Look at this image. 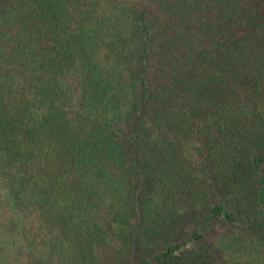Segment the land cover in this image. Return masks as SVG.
<instances>
[{
	"label": "trees",
	"instance_id": "16d2710c",
	"mask_svg": "<svg viewBox=\"0 0 264 264\" xmlns=\"http://www.w3.org/2000/svg\"><path fill=\"white\" fill-rule=\"evenodd\" d=\"M0 264H264V0H0Z\"/></svg>",
	"mask_w": 264,
	"mask_h": 264
},
{
	"label": "rangeland",
	"instance_id": "374dc122",
	"mask_svg": "<svg viewBox=\"0 0 264 264\" xmlns=\"http://www.w3.org/2000/svg\"><path fill=\"white\" fill-rule=\"evenodd\" d=\"M231 256L236 259V254H231Z\"/></svg>",
	"mask_w": 264,
	"mask_h": 264
}]
</instances>
